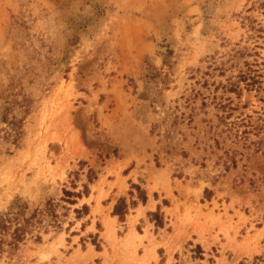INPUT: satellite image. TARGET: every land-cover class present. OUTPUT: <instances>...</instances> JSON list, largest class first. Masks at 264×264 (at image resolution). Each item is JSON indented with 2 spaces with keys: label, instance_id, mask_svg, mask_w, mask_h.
Segmentation results:
<instances>
[{
  "label": "rangeland",
  "instance_id": "1",
  "mask_svg": "<svg viewBox=\"0 0 264 264\" xmlns=\"http://www.w3.org/2000/svg\"><path fill=\"white\" fill-rule=\"evenodd\" d=\"M10 208L0 264H264V0H0Z\"/></svg>",
  "mask_w": 264,
  "mask_h": 264
},
{
  "label": "trees",
  "instance_id": "2",
  "mask_svg": "<svg viewBox=\"0 0 264 264\" xmlns=\"http://www.w3.org/2000/svg\"><path fill=\"white\" fill-rule=\"evenodd\" d=\"M64 196L69 198L70 196L80 197L79 195H73L67 191L64 192ZM119 206L114 208L115 215L118 213ZM35 214L30 217H18V214L13 208H10L6 214L0 215V254L4 252V245L9 247V251H14L18 243L22 242L28 235L29 230L33 227ZM35 241H40L39 236H34ZM8 239V240H7Z\"/></svg>",
  "mask_w": 264,
  "mask_h": 264
}]
</instances>
